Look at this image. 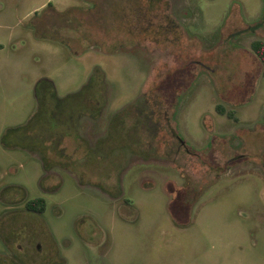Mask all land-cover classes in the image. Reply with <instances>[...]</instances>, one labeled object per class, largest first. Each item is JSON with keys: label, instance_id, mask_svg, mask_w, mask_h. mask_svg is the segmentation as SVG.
Listing matches in <instances>:
<instances>
[{"label": "rangeland", "instance_id": "1", "mask_svg": "<svg viewBox=\"0 0 264 264\" xmlns=\"http://www.w3.org/2000/svg\"><path fill=\"white\" fill-rule=\"evenodd\" d=\"M254 40L264 0H0V139L35 112L41 78L58 97L92 73L105 90L97 119L53 116L18 138L47 170L0 142V264H264ZM127 107L133 143L102 141ZM38 199L42 214L25 210Z\"/></svg>", "mask_w": 264, "mask_h": 264}, {"label": "trees", "instance_id": "2", "mask_svg": "<svg viewBox=\"0 0 264 264\" xmlns=\"http://www.w3.org/2000/svg\"><path fill=\"white\" fill-rule=\"evenodd\" d=\"M251 49L261 61V73L264 77V42L261 40H254L251 43ZM103 84V76L92 73L88 81L83 84L79 90H77L76 92L68 93L64 97H58L56 95L54 84L50 79H39L34 86V96L37 102V108L35 112L31 115V117L25 124L7 128L1 136V144L6 148L22 146L31 152L37 153L38 151L43 155L40 158L43 166L46 170L49 169L47 168V159L45 158L43 151L37 149L39 143L34 141L19 142L18 138L26 134L29 128H32L33 125H38V123L41 124L40 126L44 125L46 127L45 129H48L49 126L53 129V116H68V118L72 116H85L92 120L97 119L100 116L101 111L104 109L105 104V90ZM96 89L98 90L94 91ZM149 91L144 94V97L146 96L147 102L149 104L151 102V104L153 105V98H150L151 93L152 97L153 95L154 97H157V95L156 93L153 94V88H150ZM54 101L56 102L55 104ZM215 109L219 113L225 114L229 118H233V111L224 112L220 105H216ZM168 110L169 109H163L158 111V113H156V110H153V112L156 116H163L162 118L165 119V121L168 123L171 136L173 138H176L179 143L183 144V140L179 138V136L174 132V128L169 124L168 116H170V112H168ZM132 112L133 111L131 110V108L127 107L114 113L108 123L106 139L102 141H112L114 138L119 137L121 143L128 144L130 146V144L133 143V131L125 130L123 132V129L120 128L124 123V116H141L140 111L136 113ZM133 126H135V121L132 125V129L134 128ZM12 136L14 137L13 139H11ZM102 141H100V143H103ZM44 209L45 202L42 199L30 201L25 205V210L29 212L42 214L44 212Z\"/></svg>", "mask_w": 264, "mask_h": 264}]
</instances>
